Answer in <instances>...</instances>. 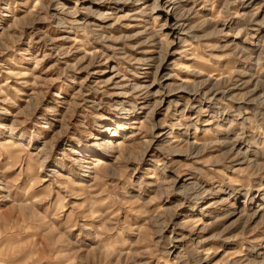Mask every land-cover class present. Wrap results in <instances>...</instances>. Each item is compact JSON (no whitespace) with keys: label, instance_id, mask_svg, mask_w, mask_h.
Instances as JSON below:
<instances>
[{"label":"rangeland","instance_id":"1","mask_svg":"<svg viewBox=\"0 0 264 264\" xmlns=\"http://www.w3.org/2000/svg\"><path fill=\"white\" fill-rule=\"evenodd\" d=\"M155 1L0 0V264H264V0Z\"/></svg>","mask_w":264,"mask_h":264},{"label":"bare ground","instance_id":"2","mask_svg":"<svg viewBox=\"0 0 264 264\" xmlns=\"http://www.w3.org/2000/svg\"><path fill=\"white\" fill-rule=\"evenodd\" d=\"M177 1V0H176ZM176 1L175 0H162V2H161V8H162V11L166 8V7H170V8H174V6H175V4H176ZM160 3V0H156L154 3H153V6H152V13L153 12H155V10H156V8H157V5ZM165 11V10H164ZM166 12V14L167 13H169V11H165ZM170 16V13L169 14H167V18ZM175 19V18H174ZM181 19V18H180ZM180 19L179 18H176L175 19V21H174V23L172 24L173 26L171 27V29L174 31V32H176V33H178L179 34V31H180V27H181V24H179V22H180ZM182 20V19H181ZM178 31V32H177ZM180 38V37H179ZM175 43V42H174ZM163 69H167L166 68V66H163ZM156 78V77H155ZM156 80V79H155ZM178 90H179V92H182V91H185L186 89H185V87H180V88H178ZM116 128H115V132L117 131V129L118 128H122V125L121 124H116ZM124 128H126V126H124ZM167 133V132H166ZM9 143V142H8ZM194 143V142H193ZM196 144V143H195ZM7 150H8V152L9 151H11V150H13L12 149V147H10V146H7ZM13 158L15 159V158H18L19 159V156L18 155H16V154H13ZM98 161H100V162H102L101 161V159H97ZM40 170V169H39ZM40 172V171H39ZM33 178H32V180H33V183H32V185L29 187V189H28V192H27V194H28V198L30 199V198H32L33 196H35L36 194H37V191L35 190V186L36 185H38L40 182H42V180H46V178L45 179H41L42 177H40V175H39V173L37 174V172H35V171H33ZM177 181V180H176ZM198 185V184H197ZM198 190V189H197ZM196 190V191H197ZM198 192V191H197ZM260 215V214H259Z\"/></svg>","mask_w":264,"mask_h":264}]
</instances>
